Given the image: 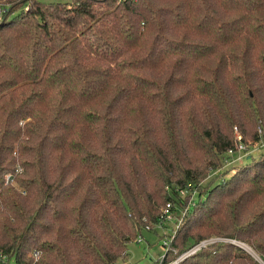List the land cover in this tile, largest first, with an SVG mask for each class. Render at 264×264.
Instances as JSON below:
<instances>
[{
  "label": "trees",
  "instance_id": "obj_1",
  "mask_svg": "<svg viewBox=\"0 0 264 264\" xmlns=\"http://www.w3.org/2000/svg\"><path fill=\"white\" fill-rule=\"evenodd\" d=\"M5 1L0 250L16 264H114L221 164L234 125L246 144L264 131V0ZM212 235L177 264H264V152L194 201L154 264Z\"/></svg>",
  "mask_w": 264,
  "mask_h": 264
},
{
  "label": "rangeland",
  "instance_id": "obj_2",
  "mask_svg": "<svg viewBox=\"0 0 264 264\" xmlns=\"http://www.w3.org/2000/svg\"><path fill=\"white\" fill-rule=\"evenodd\" d=\"M254 140L255 139H252L249 144L245 143L246 145L243 143L244 145L242 146L244 147V149L242 150H234L229 153V151L225 149L221 154V164L216 168L209 169L208 174L202 180H200V185L180 190L179 197H177L174 201H169V215L167 214V216L165 217L164 215L162 216L161 213V217L156 222H147L144 227L140 229L137 235L128 242L126 256L123 258H118L114 264H154L155 262L160 260L163 257L166 249L169 248V245L173 239L179 223L182 220L183 215L185 214L187 209L194 203V201L204 196L205 191L208 187L212 186L217 181L232 176L238 171L241 166H244L249 162L254 163V160L261 156V154L264 152V140ZM12 179L13 178H10L11 181ZM13 184H15V182H13ZM165 207H167L166 203L162 208L164 209ZM139 234L141 235L142 239L140 241H137ZM203 241H205V239ZM206 241L207 242L205 243V246L214 241H226V239H224V237L212 235L209 236ZM164 242H166L167 244H163ZM232 243L237 245L241 250L244 251V253L263 263L258 254L249 244L236 240L232 241ZM192 247H190L187 251L183 252L176 258L180 256L181 258L188 256V254L186 253L190 254L192 251Z\"/></svg>",
  "mask_w": 264,
  "mask_h": 264
},
{
  "label": "built area",
  "instance_id": "obj_3",
  "mask_svg": "<svg viewBox=\"0 0 264 264\" xmlns=\"http://www.w3.org/2000/svg\"><path fill=\"white\" fill-rule=\"evenodd\" d=\"M9 17V2L5 1V0H0V21H3L4 19ZM234 128V146H229L227 147V151H229V153H231L234 150H242L244 149V147L242 145H244V141H242V133L239 131L238 127L236 125L233 126ZM262 139L264 140V131H262L261 129H258V138H256L254 141ZM244 143V144H243ZM246 145V144H245ZM4 177L6 178V180H8L10 178V174L9 172L4 174ZM167 207H165L164 209H162V216L164 215L165 217L167 216V214L169 215V206H170V202L166 203ZM149 227V226H146ZM142 239L141 235L139 234L137 241H140ZM207 241H202L196 245H194L191 248V253H194L196 250H198L200 247L205 246V243ZM163 244H167L166 242H164ZM188 255H190L189 253H186ZM181 259V256L176 258L174 261H172L169 264H177ZM0 264H16V262L14 261L13 258H9V256L5 253H3L0 250Z\"/></svg>",
  "mask_w": 264,
  "mask_h": 264
}]
</instances>
